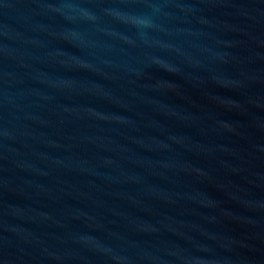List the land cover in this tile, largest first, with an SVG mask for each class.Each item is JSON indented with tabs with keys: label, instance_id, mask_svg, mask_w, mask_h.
Returning a JSON list of instances; mask_svg holds the SVG:
<instances>
[{
	"label": "water",
	"instance_id": "95a60500",
	"mask_svg": "<svg viewBox=\"0 0 264 264\" xmlns=\"http://www.w3.org/2000/svg\"><path fill=\"white\" fill-rule=\"evenodd\" d=\"M0 264H264V0H0Z\"/></svg>",
	"mask_w": 264,
	"mask_h": 264
}]
</instances>
